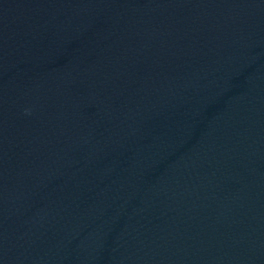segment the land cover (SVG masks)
<instances>
[{"label":"water","instance_id":"1","mask_svg":"<svg viewBox=\"0 0 264 264\" xmlns=\"http://www.w3.org/2000/svg\"><path fill=\"white\" fill-rule=\"evenodd\" d=\"M0 264H264V0H0Z\"/></svg>","mask_w":264,"mask_h":264}]
</instances>
